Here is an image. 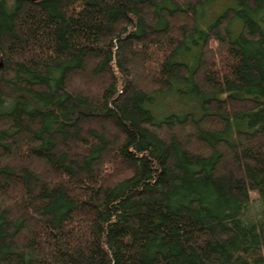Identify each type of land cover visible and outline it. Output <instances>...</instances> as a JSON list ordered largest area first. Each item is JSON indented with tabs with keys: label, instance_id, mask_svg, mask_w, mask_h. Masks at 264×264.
I'll return each mask as SVG.
<instances>
[{
	"label": "trees",
	"instance_id": "trees-1",
	"mask_svg": "<svg viewBox=\"0 0 264 264\" xmlns=\"http://www.w3.org/2000/svg\"><path fill=\"white\" fill-rule=\"evenodd\" d=\"M0 264H264V0H0Z\"/></svg>",
	"mask_w": 264,
	"mask_h": 264
},
{
	"label": "rangeland",
	"instance_id": "rangeland-1",
	"mask_svg": "<svg viewBox=\"0 0 264 264\" xmlns=\"http://www.w3.org/2000/svg\"><path fill=\"white\" fill-rule=\"evenodd\" d=\"M103 126H105L108 130H111V128L109 127V124H102Z\"/></svg>",
	"mask_w": 264,
	"mask_h": 264
}]
</instances>
